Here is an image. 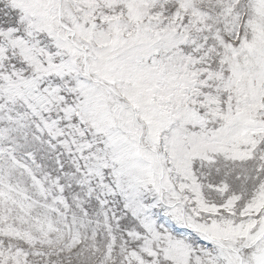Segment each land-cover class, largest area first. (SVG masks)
<instances>
[{
  "label": "snow or ice",
  "instance_id": "snow-or-ice-1",
  "mask_svg": "<svg viewBox=\"0 0 264 264\" xmlns=\"http://www.w3.org/2000/svg\"><path fill=\"white\" fill-rule=\"evenodd\" d=\"M0 264H264V0H0Z\"/></svg>",
  "mask_w": 264,
  "mask_h": 264
}]
</instances>
